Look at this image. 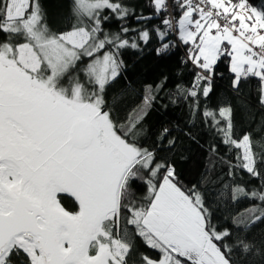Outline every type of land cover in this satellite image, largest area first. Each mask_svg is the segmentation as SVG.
I'll list each match as a JSON object with an SVG mask.
<instances>
[{"label":"snow or ice","instance_id":"snow-or-ice-1","mask_svg":"<svg viewBox=\"0 0 264 264\" xmlns=\"http://www.w3.org/2000/svg\"><path fill=\"white\" fill-rule=\"evenodd\" d=\"M146 7L67 0L68 16L54 30L45 0H0V264H129L138 245L158 254L140 252L139 264H244L233 252L257 251L246 239L226 242L232 233L213 223L198 184H183L162 155L183 129L164 127L151 146L143 143L153 106L176 103L172 93L160 96L168 78L147 85L123 117L124 94L111 86L125 66L122 50L151 44L163 59L183 45L180 62L192 65L194 79L176 85L175 95L188 102L190 124L199 117L219 138L211 150L232 154L228 175L242 171L260 182L225 188L233 201H257L246 210L248 229L264 223V117L254 130L237 131L231 104L201 106L226 58L233 91L257 79L264 109V9L249 0H147ZM113 22L118 30L106 29ZM141 187L146 195L138 197Z\"/></svg>","mask_w":264,"mask_h":264},{"label":"trees","instance_id":"trees-1","mask_svg":"<svg viewBox=\"0 0 264 264\" xmlns=\"http://www.w3.org/2000/svg\"><path fill=\"white\" fill-rule=\"evenodd\" d=\"M45 3L49 10L51 27L54 30L63 27L64 20L68 16L67 0H45ZM249 3L258 10L264 9V0H249ZM146 4L147 0H130V6L135 7L137 13L141 8L148 12ZM159 22L158 19L151 21L152 24H159ZM128 23L132 27L138 26L134 20H129ZM105 27L108 30L116 31L119 24L113 22ZM185 51V47L180 45L174 49L173 54L162 59L152 50L151 44L142 45V50L131 48L122 50L121 58L125 66L121 76L111 86L115 92L124 94L123 110L118 115L126 116L141 103V97L147 85L155 86L164 77L168 78L160 96L172 93L171 98L176 103L164 100V103L168 105L167 109L161 107L159 102L153 106L144 121L147 136L143 143L146 146H151L164 127L183 129V131L174 130L172 132V136L178 137L176 147L162 155H167L175 163L179 179L183 184L189 187L198 184L213 211V223L218 225L221 230L227 228L232 233L230 240L226 241L227 243L234 244L237 238H240L246 239L256 246L257 251L249 253L246 257L238 251L233 252L234 258L238 262L243 261L244 264H249V262L264 264V253L259 251L264 249V223L257 224L251 229L245 226L249 220L246 210L257 201L244 197L233 201L225 188L229 184H240L251 189L258 187L260 182L242 171H238L234 176H229V165L226 161L232 160V154L228 153L227 148L223 146L219 147L218 152L214 153L211 150L213 143L220 144L219 138H213V133L200 122L199 117L195 119L194 124L189 123L191 117L188 102L175 95L176 85L190 87L194 79L192 65L185 66L180 62ZM216 73L214 91L207 100L201 98V106L207 105L216 109L219 106L231 104L235 112L237 131L241 128L254 130L257 123L264 117V109L258 103L259 81L255 78L246 79L242 81L238 93L233 91L230 83L232 76L228 70L226 58L219 62ZM253 120L256 123H252ZM185 132H191L192 137L185 135ZM254 139L260 140V136H255ZM135 194L138 197H143L146 195V188L136 189ZM66 200L74 203L67 197ZM236 219L242 220L244 223L237 227L234 223ZM140 252L153 257L158 255L155 251L138 245V251L133 252L129 264H139Z\"/></svg>","mask_w":264,"mask_h":264},{"label":"water","instance_id":"water-1","mask_svg":"<svg viewBox=\"0 0 264 264\" xmlns=\"http://www.w3.org/2000/svg\"><path fill=\"white\" fill-rule=\"evenodd\" d=\"M66 197H67V198H69V199H71V197H70V196H67V195H66Z\"/></svg>","mask_w":264,"mask_h":264}]
</instances>
